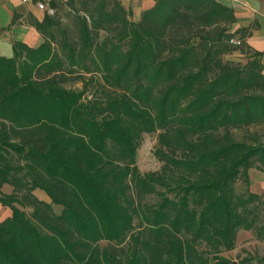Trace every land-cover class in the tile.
<instances>
[{
    "label": "trees",
    "instance_id": "obj_1",
    "mask_svg": "<svg viewBox=\"0 0 264 264\" xmlns=\"http://www.w3.org/2000/svg\"><path fill=\"white\" fill-rule=\"evenodd\" d=\"M47 5L28 20L41 44L0 57V264H234L241 230L264 239V201L235 189L264 173L249 30L217 0H157L138 21L121 0ZM151 133L163 166L141 174Z\"/></svg>",
    "mask_w": 264,
    "mask_h": 264
},
{
    "label": "crops",
    "instance_id": "obj_2",
    "mask_svg": "<svg viewBox=\"0 0 264 264\" xmlns=\"http://www.w3.org/2000/svg\"><path fill=\"white\" fill-rule=\"evenodd\" d=\"M46 3L49 0H43ZM65 1V0H64ZM157 0H121L123 6L131 11L132 19L138 21L142 12L155 5ZM230 7L236 16L232 32L238 29H248L250 34L244 39L247 45L263 54L264 63V0H217ZM44 10H40L32 0H0V57H12V44L19 41L29 47H38L42 38L29 25V17L38 21L44 19ZM5 185L2 187L5 188ZM38 190V189H36ZM35 190V191H36ZM34 195H38V192ZM11 193V191H10Z\"/></svg>",
    "mask_w": 264,
    "mask_h": 264
},
{
    "label": "rangeland",
    "instance_id": "obj_3",
    "mask_svg": "<svg viewBox=\"0 0 264 264\" xmlns=\"http://www.w3.org/2000/svg\"><path fill=\"white\" fill-rule=\"evenodd\" d=\"M68 9L65 8L60 12V16L68 22L67 13ZM226 59L233 62L245 63L247 61L244 55H241L238 51L233 53L231 56L226 57ZM80 85H78L79 87ZM159 145L157 144V135L154 133L143 134L139 142L137 143L136 151V166L141 174H150L152 172L160 171L163 166V162L157 156V151ZM249 184L246 185L242 182H239L235 185L237 193L242 192H252L257 193L261 200L264 201V173L257 171L255 168L250 169L249 171ZM38 189V188H37ZM12 187L6 186L2 189L3 193H10ZM35 191V190H34ZM35 192H38V195L35 196L47 203L51 204L54 211L57 214H61L63 207L51 203V199L48 195L42 190L38 189ZM23 210L29 215L31 213L30 208H23ZM11 211L7 207L0 205V221L7 219L10 216ZM261 215L264 214V211L260 212ZM106 245L105 242L101 243V247ZM235 248L233 250L222 253V257L226 260H231L234 264H264V239H258L254 236L252 231L241 230L237 234L235 241Z\"/></svg>",
    "mask_w": 264,
    "mask_h": 264
},
{
    "label": "built area",
    "instance_id": "obj_4",
    "mask_svg": "<svg viewBox=\"0 0 264 264\" xmlns=\"http://www.w3.org/2000/svg\"><path fill=\"white\" fill-rule=\"evenodd\" d=\"M22 1H27V0H22ZM36 6L40 9V10H44V11H47V13L49 14V15H54V10L53 9H51V8H49L48 6H46V4H44L43 2H37L36 3ZM230 43L232 44V45H234V46H236V45H240L241 44V41L240 40H238L237 38L236 39H231V41H230Z\"/></svg>",
    "mask_w": 264,
    "mask_h": 264
}]
</instances>
